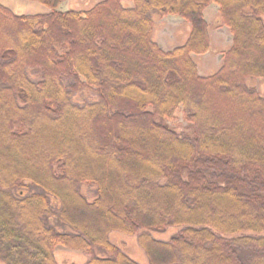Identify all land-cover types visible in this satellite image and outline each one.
I'll return each mask as SVG.
<instances>
[{
	"label": "trees",
	"instance_id": "obj_1",
	"mask_svg": "<svg viewBox=\"0 0 264 264\" xmlns=\"http://www.w3.org/2000/svg\"><path fill=\"white\" fill-rule=\"evenodd\" d=\"M33 1L52 11L0 3V260L59 264L64 247L141 264L110 240L119 230L148 264H264V94L248 85L264 79V0ZM212 4L232 43L202 76ZM153 13L188 24L181 45L160 46ZM88 89L96 101H72ZM179 111L192 134L167 123ZM171 227L168 240L149 232Z\"/></svg>",
	"mask_w": 264,
	"mask_h": 264
},
{
	"label": "rangeland",
	"instance_id": "obj_2",
	"mask_svg": "<svg viewBox=\"0 0 264 264\" xmlns=\"http://www.w3.org/2000/svg\"><path fill=\"white\" fill-rule=\"evenodd\" d=\"M100 1L102 0H64L57 9L64 11L70 9L86 11ZM125 2L129 3L130 0H125ZM0 3L19 14H37L52 11L48 6L33 0H0ZM210 7L205 12V19L210 25L211 46H213V50L205 57L193 56L197 61L199 72L202 76L213 74L220 68L222 62L220 61L222 58L220 51L225 50L232 43V35L227 27H214V20L218 16L219 7L215 4L210 5ZM153 15L157 20L153 37L163 49L171 50L184 42L188 33V24L180 16L168 15L160 18L156 13H153ZM27 73L32 80L36 82L40 80V74L36 69L29 68ZM248 85L256 87L260 93L264 94V79L250 77ZM96 100L97 94L91 89L80 91L72 96V101L76 104H85ZM167 123L181 135L193 133L192 125L184 119L181 111H179L175 118L167 120ZM82 192L90 201L96 197L94 185H83ZM56 226L60 230H70L68 226L60 224H56ZM181 229L182 227H171L165 230H150L149 232L155 239L168 240ZM110 240L119 246L121 245L123 250L139 263H149V258L144 248L138 242L137 235H126L119 230H115L111 232ZM240 253L243 259L246 261L249 259L250 250H241ZM56 254L59 264H86L89 260V255L86 253L64 247L58 248ZM98 255H103V253L98 251ZM0 264L4 263L0 260Z\"/></svg>",
	"mask_w": 264,
	"mask_h": 264
},
{
	"label": "crops",
	"instance_id": "obj_3",
	"mask_svg": "<svg viewBox=\"0 0 264 264\" xmlns=\"http://www.w3.org/2000/svg\"><path fill=\"white\" fill-rule=\"evenodd\" d=\"M215 8H217V7H215ZM210 9H211V7H210ZM212 50H213V46H212ZM222 51L223 50H221L220 52L222 53ZM211 53V51H209V52H207L206 54H204V55H202V57H205V56H207V54H210ZM222 55V54H221ZM220 61H222V58L220 59ZM198 71H199V66H198ZM200 73V72H199Z\"/></svg>",
	"mask_w": 264,
	"mask_h": 264
},
{
	"label": "flooded vegetation",
	"instance_id": "obj_4",
	"mask_svg": "<svg viewBox=\"0 0 264 264\" xmlns=\"http://www.w3.org/2000/svg\"><path fill=\"white\" fill-rule=\"evenodd\" d=\"M57 258H58V256H57ZM59 261V260H58Z\"/></svg>",
	"mask_w": 264,
	"mask_h": 264
}]
</instances>
